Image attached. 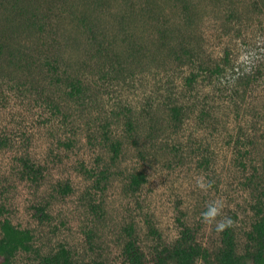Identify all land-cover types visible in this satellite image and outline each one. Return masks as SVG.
I'll return each mask as SVG.
<instances>
[{
	"label": "rangeland",
	"instance_id": "obj_1",
	"mask_svg": "<svg viewBox=\"0 0 264 264\" xmlns=\"http://www.w3.org/2000/svg\"><path fill=\"white\" fill-rule=\"evenodd\" d=\"M262 218L264 0H0V238L33 237L10 264H126L130 241L155 264L186 230L247 257Z\"/></svg>",
	"mask_w": 264,
	"mask_h": 264
},
{
	"label": "trees",
	"instance_id": "obj_2",
	"mask_svg": "<svg viewBox=\"0 0 264 264\" xmlns=\"http://www.w3.org/2000/svg\"><path fill=\"white\" fill-rule=\"evenodd\" d=\"M208 71V69H206ZM220 72L216 68L210 74ZM195 78L192 75L188 80ZM145 181L144 175L137 174L133 176L131 185L139 187ZM132 231V230H131ZM2 236L0 238V264H10L11 260L19 251H27L30 248L32 235L28 230H22L14 226L10 221H4L1 224ZM131 233L129 232V235ZM223 240L224 247L219 252L214 261H211L209 255L203 253L193 243H190L188 230L183 232L181 240L173 247H165L158 255L155 264H167L175 262L176 264H195L196 259L201 258L206 264H247L246 260L252 261V264H264V218L257 221L251 233L250 241L254 243L255 251L247 257L238 256L235 253L234 242L228 232ZM126 264H144L143 256L133 241L126 245ZM42 264H77L71 260V257L64 249L50 257H45Z\"/></svg>",
	"mask_w": 264,
	"mask_h": 264
},
{
	"label": "clouds",
	"instance_id": "obj_3",
	"mask_svg": "<svg viewBox=\"0 0 264 264\" xmlns=\"http://www.w3.org/2000/svg\"><path fill=\"white\" fill-rule=\"evenodd\" d=\"M199 187L202 189H207L210 187L209 184L204 183L203 181L199 182ZM224 207L222 201L216 200L209 203L205 210L201 212V218L204 223H214L215 230L217 232H223L227 228L231 227L233 221L231 217L224 216L223 218L217 220L218 216H221V209Z\"/></svg>",
	"mask_w": 264,
	"mask_h": 264
}]
</instances>
